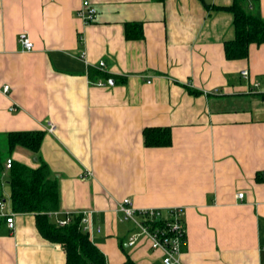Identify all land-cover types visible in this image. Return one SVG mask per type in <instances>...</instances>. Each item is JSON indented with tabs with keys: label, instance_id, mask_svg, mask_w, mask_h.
<instances>
[{
	"label": "crops",
	"instance_id": "obj_1",
	"mask_svg": "<svg viewBox=\"0 0 264 264\" xmlns=\"http://www.w3.org/2000/svg\"><path fill=\"white\" fill-rule=\"evenodd\" d=\"M82 1L0 0V153L8 132H44L37 153L0 155V200L13 215L12 228L0 219V264H66L33 213L12 212L8 158L47 164L59 199L49 220L80 215L105 264H163L146 237L126 246L137 228L116 210L125 197L136 211L183 210L179 264H264V44L225 58L232 0H86L89 24ZM91 68L123 81H90ZM152 127H169L168 147L144 146Z\"/></svg>",
	"mask_w": 264,
	"mask_h": 264
},
{
	"label": "trees",
	"instance_id": "obj_2",
	"mask_svg": "<svg viewBox=\"0 0 264 264\" xmlns=\"http://www.w3.org/2000/svg\"><path fill=\"white\" fill-rule=\"evenodd\" d=\"M232 4L224 8L231 12L234 38L224 41V56L227 60L244 59L248 55L249 45L264 44V20L260 16L258 0H232ZM137 34L141 36L140 24L137 23ZM127 26L124 34L126 39L132 38ZM104 73L90 69L88 79L106 77ZM121 83L123 80L117 81ZM191 94L198 93L188 90ZM44 132L41 130L8 132L5 134L7 155L14 147L22 146L32 153L39 151ZM143 143L146 147H168L171 143L169 127H152L142 130ZM0 156V159H1ZM35 168L23 163L11 161L8 171L9 200L12 212L33 213L35 228L43 239L49 243L59 244L66 258V264H105V257L90 242L87 232L82 228L80 215H74L64 226L49 220V214L59 208L58 184L51 175L47 164L39 160ZM256 175L255 179L264 180ZM123 264H135L130 258Z\"/></svg>",
	"mask_w": 264,
	"mask_h": 264
},
{
	"label": "built area",
	"instance_id": "obj_3",
	"mask_svg": "<svg viewBox=\"0 0 264 264\" xmlns=\"http://www.w3.org/2000/svg\"><path fill=\"white\" fill-rule=\"evenodd\" d=\"M78 16L85 23L89 24L95 19L96 11L92 6L88 5L86 0L81 3V8L78 11ZM19 44L24 51H31L33 43L28 37L20 36ZM84 54H82L83 56ZM102 61L97 63V68H104ZM240 74L247 78V71L242 70ZM106 82L97 79L92 84L103 86ZM259 83L255 82L252 88L258 87ZM8 85H3L2 92L7 93ZM13 110V109H12ZM47 132H53L55 125L51 122L46 124ZM11 159H6L5 168H9ZM241 193H237L239 199L242 198ZM116 210L123 213L124 219L130 220L137 230L132 232L126 242V246H133L138 242V239L143 236L150 241V247L153 250L159 249L163 255V264H179V254L181 248L185 244V225L183 223V210L176 207H171L165 211L159 209H146L136 211L132 205V200L125 197L116 202ZM0 219H4L7 227L12 228L13 215L5 201L0 200ZM70 221L69 217L57 220L56 224L64 226ZM264 252V246L262 247Z\"/></svg>",
	"mask_w": 264,
	"mask_h": 264
},
{
	"label": "water",
	"instance_id": "obj_4",
	"mask_svg": "<svg viewBox=\"0 0 264 264\" xmlns=\"http://www.w3.org/2000/svg\"><path fill=\"white\" fill-rule=\"evenodd\" d=\"M111 83V82H110Z\"/></svg>",
	"mask_w": 264,
	"mask_h": 264
}]
</instances>
